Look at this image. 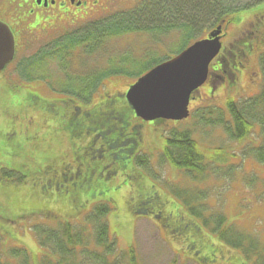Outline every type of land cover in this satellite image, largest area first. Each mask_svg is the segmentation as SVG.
<instances>
[{
    "label": "rangeland",
    "instance_id": "rangeland-1",
    "mask_svg": "<svg viewBox=\"0 0 264 264\" xmlns=\"http://www.w3.org/2000/svg\"><path fill=\"white\" fill-rule=\"evenodd\" d=\"M139 1H115L109 9L103 7L96 10L91 20L96 19L97 23L113 15L128 12L139 4ZM190 1H194V4L201 3V0ZM258 1L226 0L222 10L230 7V10L234 12L224 16L223 22L217 26H215L217 23L213 21L215 14L210 15L212 10L205 17L200 16L190 21L194 27L193 37L188 41L182 29H176L175 32L168 34V24L164 25V22H168L166 20L161 26L158 23L157 29L152 26V23L145 27L147 28L145 32L111 36L103 43H99L98 45H101L99 47L88 39L81 46L60 53L57 52L60 48L50 53L49 47L55 41L65 38L67 31L76 28L44 34L40 30L41 27H36L31 32L33 34L19 37L14 58L5 64L4 71L0 72V237L3 240V252L12 249L10 254H13L14 251L25 250L32 258V264H43L42 256L45 248L38 242L36 234L40 236V231L43 229L56 232L57 226L64 222H69L76 228L86 229L90 225L87 217L97 208L105 209L108 206L105 222L117 251L126 253L133 247L139 264H199L202 260L198 257L199 255H193L194 251L190 248L193 239L189 237L191 234L189 230L184 232L170 230V226L177 224L178 216H183L185 221L191 220L196 225L199 224L198 220L183 212L182 197L187 198V202L191 205L197 200L203 211L212 212L210 220L207 221L211 229L215 228L216 215L222 214L236 229H245L255 234L264 248V165L257 163L251 156H242V148L250 147L252 139L257 141L255 134H251V138L243 143L231 141L227 139L222 127L214 123L215 115L212 117L214 120L208 121L210 115L205 114L201 122H197L199 117L195 116L199 110L209 113L211 109H214L221 116L229 119L227 101L256 96L260 91L263 81L261 80L256 91L249 82L251 72H244L240 81L236 80L237 85L219 88V82L215 81V86H218L213 98L207 97L205 89L195 93L188 107L190 115L180 123L161 120L152 125L134 117L133 113L127 114V111L130 112L131 109L121 93L135 79L124 76L108 77L103 85L95 90L91 100L89 99L90 102L85 99L89 103L81 104L80 114L92 111L96 113L98 103L104 99L107 100L109 96L107 102L113 103L115 99L112 96H120V103L116 109L125 115L123 120L125 119L127 128L124 129V133L133 135L138 131L140 134L142 148L138 150L132 161L136 172L131 174L129 167L121 168L109 158L113 149H110L108 145L116 138V130L105 136H99V133L108 129L96 130L85 135V137L96 136L93 140L92 138L83 140L84 135L80 133V138L74 137L76 144L73 145L69 144L67 136H62L60 139L63 145L56 149L60 155L57 161L66 164L64 173L68 174L67 169H69L75 176L80 175L70 179L69 183L72 182V185H64L58 189L47 188L46 192L43 183L48 178L56 182L58 180L53 177L59 176L53 165L51 166L56 173L49 174L50 165L43 164L46 157L56 155L46 150L45 137L49 135L45 131L50 132L49 129L54 126V122L48 121L46 124L44 122L46 119L42 118L48 115L49 103L38 102L36 105L28 106L29 112L21 113L16 106L15 98L17 97H13L16 94L24 105L33 103V100L28 98L29 94L33 93L39 95L41 99L50 101L55 98L63 99L58 92L65 84L64 80L77 82L81 76L88 80L82 87H78L77 91H84L81 95H88L91 92L88 87L93 79L92 71L105 70L119 62L118 67L124 71L134 70L142 64L145 65L146 61L149 64L145 67L151 64L154 66V63L156 64L159 60L173 57L181 48L202 39L206 31L213 27L218 28V37L224 32L223 45L232 44L235 48H240L241 44H247V41L249 43L254 38L255 32L251 23L255 19L250 12ZM214 12L216 13L215 10ZM255 23L258 24L257 21ZM261 31L264 33V26L261 27ZM83 33L84 29H81L75 34ZM219 42L221 48V38ZM90 45H92L93 54L87 56L86 50ZM40 52H49L43 56L44 59L40 61L41 63L39 62L40 65L34 60L32 63L28 62ZM62 53H65L68 60L72 61L69 62L70 67H62L64 65ZM21 60H26L31 66L29 74L33 79L32 82H28L22 76V80L17 77L16 73L20 70L17 67ZM250 63H253L252 59ZM55 93L58 96H51ZM63 107L61 113L66 116L69 108L74 110L71 104H65ZM32 116L34 125H30L33 122ZM50 117L55 118V115L50 114ZM99 119L100 121L109 120L113 128L117 130L125 125V122L121 124L120 120L118 121L115 114H101ZM91 126L89 123L84 131L87 132ZM133 127L137 129H132ZM173 128L180 131L188 130L202 153L213 159L210 160V166L205 169L200 168L202 171L199 172V176L203 174L200 180L193 178L195 173L188 176L183 170H178L163 161L160 152L168 132ZM76 149H80L76 154H83L79 159H74L72 156V152ZM221 151L226 152L227 155L220 154ZM220 156L226 157L227 163H220L218 165L220 168H214L212 163L215 160L218 161ZM23 166L27 169L25 170L26 180L14 183L12 180H15L17 170ZM115 167L117 168L114 169ZM114 171L116 173L112 174ZM150 190L164 198L156 200L160 208H156V204L149 199ZM161 203L165 204L161 206ZM146 208L151 211L145 213V216L140 215ZM161 208L165 215L173 213V216L168 218L167 215L164 217L162 214L161 218H164L161 220L159 217L157 220L155 217ZM92 215L96 216V214ZM204 236L211 238L215 243H221L209 232H205ZM224 251L228 259L216 254L209 263H215V256L228 261L233 253L228 249ZM15 259L11 264H18V260ZM202 262L209 264L206 260ZM254 263L264 264V257L259 261L256 259Z\"/></svg>",
    "mask_w": 264,
    "mask_h": 264
},
{
    "label": "trees",
    "instance_id": "trees-1",
    "mask_svg": "<svg viewBox=\"0 0 264 264\" xmlns=\"http://www.w3.org/2000/svg\"><path fill=\"white\" fill-rule=\"evenodd\" d=\"M202 1L203 0H201V3L199 4H194V1L190 0H173L170 2H163L160 9L158 7H150V9L148 8L145 10L136 8L125 13L113 15L96 23L97 31H95V39H91L92 44H96V47H99L101 46L98 45L99 43H103L104 40L111 36H123L145 32L147 31V28L145 27L152 23V26H155L157 29L158 23L159 26H161L165 20L168 22H164V25L170 24L168 25L169 28L182 29L185 34L184 37L188 41L193 37L192 32L194 24L191 23L192 20L198 19L200 16L205 17L207 14H210L211 10H213L212 7ZM230 9L231 8L228 7L223 10L224 16L234 12ZM97 24H99L98 27ZM89 38L90 35L84 34L65 37L61 41L55 42L50 47V53L55 52L57 48H60V50L57 51L58 53L73 50L87 42ZM187 44L188 43H186V45ZM186 47L187 46L184 48ZM184 48H181L178 52H181ZM92 50V45H90L87 47L86 52L89 54ZM48 53L49 52L38 54L34 56V59H30L28 62L32 63L33 60L38 63L40 61L42 62L44 59L43 56H46ZM61 58L62 63L64 64L62 67H69L67 55L62 53ZM161 61L163 60H159L156 64ZM119 63H114V67L105 70L98 69L92 71L93 79L89 83L88 89L91 91L89 95H81L84 91H77L78 87H82L88 80L85 79L84 76L79 77L80 80L77 82L65 79V84L60 88V93L65 96H78L89 100V98L91 99V94L103 85L104 80L108 79V77L124 76L129 79H137L152 66L151 64V66L145 67V65L149 64L148 61H146L145 65L142 64L131 71H124L118 67ZM156 64L154 63V65ZM30 68L31 66L28 65L26 60H21L17 67V69H20L16 73V75L18 74L17 77L20 80H22L23 77L28 82H32L33 79L29 74ZM262 84V88L257 96L240 102H235L234 100H229L227 102V110L230 115L229 119L224 118L214 109H211L209 113L199 110V113L195 116L199 117L197 122H201L203 121L202 119L205 114L210 115L208 121L214 120L212 117L215 115L216 120L214 123L222 127L227 139L231 141L243 143L251 138V134L254 133L257 141L252 139L250 147H243L242 156H251L257 163L264 165V80ZM28 98L32 99V96L29 94ZM114 99L115 101L113 103L107 101L99 103L97 105L98 107L96 106V113L93 111L91 112L93 119L96 117V121L98 120L99 122L106 123V120L100 121L99 115L115 114L117 115V119L123 120V116H125L124 113L116 109V106L120 103V98L114 97ZM120 109L124 110V108ZM128 113H130V115L132 114L131 111H127V114ZM159 121L161 120L155 121L154 123L157 124ZM120 131L122 130L120 129ZM126 141L120 146L115 144L113 151L118 153L119 159L124 157L123 159L127 160L129 170H131L130 173L133 174L136 172V168L131 162L134 161L135 155L142 146L135 145L133 141L125 144ZM135 146H137V148L131 155L130 152ZM76 150L75 153H79L80 149ZM160 154L165 163L172 165V167L178 170H183L188 176H192L193 173H195L193 178L196 180H200L203 176V174L199 176V172L202 171L200 168L205 169L207 166H210V160H213L211 157H207V154L205 155V153H202V150L196 146V142L193 140L191 133L188 130L180 131L176 128H173V130L168 132ZM220 154L227 155L224 151H221ZM82 156L83 154L81 153L80 157ZM225 158L226 157L220 156L218 161L215 160L212 163L214 168H220L218 166L220 163H227L225 162ZM77 159H79V157ZM138 163L141 164V162ZM25 170H27L25 166L21 167L20 170H17L18 172L14 176L15 180L12 181L17 183L23 182L27 178ZM67 185L68 184H66V186ZM155 193L156 192H153V190H150L148 196L149 199L156 204V208H160V206L157 205L156 200H162L164 198H161L162 196ZM197 199L200 200L199 198ZM181 203L184 210L183 212L189 214L193 219L198 220L199 224L196 225V223L191 220L185 221L183 216H178L177 224L170 226V230L178 232L189 230L188 232L191 233L189 237L193 239L190 248L194 251L196 256L199 255L198 257L202 261L205 262L206 260L209 262L214 255L223 254L224 250L227 249L233 253L230 255L228 261L229 264H255L254 261L256 259L259 261L260 258L264 257V253H262L264 248L261 246V243H259L260 239L256 237L255 234L245 229H236L222 214L216 215L217 222L215 223V228L211 229V225L207 224V221L210 220L212 212L207 213L206 210H204V213L197 200L191 205L187 202V198L184 199L182 197ZM163 204L165 203H161V206ZM106 207L109 208L108 206ZM107 208H97V210H94L92 214H96V216L94 217L91 214L87 217V222L90 225L89 227H86V229H80V227L76 228L68 222H64L57 226L58 230L56 232H48V230L43 229L40 231V236L36 234L38 242L43 248H45L42 256L43 264H139L134 255L133 247H131L129 252L126 253L117 251L116 244L112 241L109 228L105 222V217L108 213ZM159 210L160 211L157 212L158 217H162V214L164 217L167 215L168 218L173 216V213L165 215L162 208ZM145 212L148 211L145 210L142 213ZM213 216H215V214H213ZM205 232H209L211 236H214L215 240L217 238L221 243H215L211 238L208 239L204 236ZM2 245L3 240H1L0 237V264H11L12 260L15 258V260L19 261H17L18 264L33 263L32 258L29 257L27 251H14L13 254H10L12 250L10 249L4 253ZM240 256L242 257L241 259ZM202 261H200L199 264H204Z\"/></svg>",
    "mask_w": 264,
    "mask_h": 264
},
{
    "label": "flooded vegetation",
    "instance_id": "flooded-vegetation-1",
    "mask_svg": "<svg viewBox=\"0 0 264 264\" xmlns=\"http://www.w3.org/2000/svg\"><path fill=\"white\" fill-rule=\"evenodd\" d=\"M115 1L119 2L123 0H0V22L5 24L11 31L14 38L15 51L17 40L19 39V37L24 36L25 34H33L31 32L36 27H41L40 30L44 34L50 32L66 31L67 29L69 30L74 27L76 29L67 31L68 33L65 34V37L84 34L90 35L89 39H95L96 19L91 20L95 15V11L103 7L105 9H109V7H112L114 5L113 2ZM167 1L170 2L173 0H140L139 4L129 10H133L136 8L145 10L148 8L150 9V7H158L160 9L162 3ZM203 2L213 8L210 15L215 14V19L213 20L214 23H217L215 26L223 22V0H203ZM214 10L216 11V13L214 12ZM250 13L255 19V21L251 23L252 28L255 32L252 41L248 43V41L245 40L247 41V44H241L240 48H235L234 46H232V44L226 46L223 45L224 32H222L220 34L222 42L221 48L208 66L207 79L204 84L192 94V96L195 93H200L202 89H205L206 95H208L207 97L213 98L215 89L218 85L219 88H225L226 85H237L236 80L239 79L240 81V77L244 72H251L249 82L257 91L258 85L263 79L262 73L264 69V33L261 31V27L264 26V0H259L257 3H255L254 9ZM256 21L258 22V24L255 23ZM81 29H84L83 34H75ZM213 29L214 27L207 30L205 36L202 39H206L209 32ZM175 30L176 28H169L168 34L171 32H175ZM245 38H247V36ZM253 41L254 43H252ZM251 59L253 60V63H250ZM215 81L219 82L217 86H215ZM30 96L33 97L32 99L35 102H39L40 98L38 96H35L33 94H30ZM114 97L116 98L118 96L114 95ZM106 101L107 100L104 99L103 103ZM49 104L55 106L53 110L48 108V111H51V114H54L55 118H51L49 114L46 117V121H44L46 122V124L48 123V121L54 122V126L49 129V140L46 139V149L48 150L49 148H51V152L56 153L55 156H52L56 160L52 159V157L50 159L52 160V165L57 169V174H59V176L53 177L58 180L56 182H53L51 178H48L46 180V183L44 185L45 191L47 189L46 187H55L56 189H58L61 186H66V184L72 185V182L69 183V181H71L70 179L75 176L69 171V169H67L68 174L64 173L63 171L66 168V164L58 163L57 161L60 155L57 153L56 149L61 144L58 139H60L62 136H67L69 144L73 145L74 143L76 144L74 137L80 138V133H83L84 135L83 140L85 138H92L93 140V138L96 139V136L88 135L85 137V135L87 133H93L96 130L108 129L106 131H101L99 133V136H105L107 133L113 132V130L117 131L115 132L116 138L114 140H111L114 135L111 137V139H108L112 141L108 145L110 149L114 150L115 144L120 146L127 139L128 140L125 144L133 141L135 145H140V134L138 133V131H136V133H134L133 135L131 133H124V129L127 128L125 119L123 121L120 120L122 123L125 122V125L120 128L121 130H123L121 132L120 130L113 128L109 120H106V123L98 122V120L96 121V117L93 119L91 112H84L81 115V103L77 98H64L58 100L55 99L54 102H50ZM65 104H71L74 108V110L69 108L67 116L61 113L64 109L61 106ZM17 106L21 107L22 104L17 101ZM37 111H39V109H37ZM100 116L101 115H99V117ZM94 122L98 126H96ZM89 123H91L92 126L88 128L87 132H85L84 130H86V126ZM132 129L136 130L137 128L133 127ZM104 139H106V137ZM136 148L137 146L132 148L130 152L131 155ZM113 150L109 155V158L112 159L111 161L114 164L117 163V165L121 168L129 167L127 160L123 159L124 157L119 159L118 153ZM72 156L74 159H77L78 157L80 158V155L77 156L75 152H72ZM54 167L52 169V173H56V171H54ZM116 168L117 167H115L114 169ZM114 169H112V171ZM114 173H116V171L112 172V174ZM76 176L74 178H76ZM146 210L148 212L150 211L148 208H146ZM214 264H229V262H227L226 259L221 260L215 256Z\"/></svg>",
    "mask_w": 264,
    "mask_h": 264
},
{
    "label": "water",
    "instance_id": "water-1",
    "mask_svg": "<svg viewBox=\"0 0 264 264\" xmlns=\"http://www.w3.org/2000/svg\"><path fill=\"white\" fill-rule=\"evenodd\" d=\"M218 34L216 28L208 38L192 43L130 85L125 99L135 116L144 122L186 119L191 94L204 84L208 65L219 52ZM13 53L12 35L0 23V71L11 61Z\"/></svg>",
    "mask_w": 264,
    "mask_h": 264
}]
</instances>
